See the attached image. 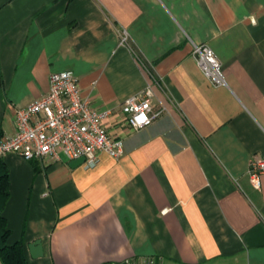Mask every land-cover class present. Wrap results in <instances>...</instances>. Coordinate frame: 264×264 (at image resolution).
<instances>
[{"label": "crops", "instance_id": "1", "mask_svg": "<svg viewBox=\"0 0 264 264\" xmlns=\"http://www.w3.org/2000/svg\"><path fill=\"white\" fill-rule=\"evenodd\" d=\"M191 41L213 49L228 86L202 73ZM63 70L115 110L107 127L125 153L93 168L0 157L10 242L29 264H264V174L259 189L249 177L264 158V0H0V139ZM148 85L163 112L131 132L118 108Z\"/></svg>", "mask_w": 264, "mask_h": 264}, {"label": "built area", "instance_id": "2", "mask_svg": "<svg viewBox=\"0 0 264 264\" xmlns=\"http://www.w3.org/2000/svg\"><path fill=\"white\" fill-rule=\"evenodd\" d=\"M121 44H128L130 35L121 31ZM192 57L202 73L215 86H228L221 61L207 44L191 41ZM155 84H160L154 79ZM152 85L125 99L118 110L123 123L131 132L138 131L158 119L161 111H154ZM115 110L97 109L83 94L77 75L71 70L54 71L49 76L46 94L15 111V133L0 139V157L8 153L25 160L58 161L64 155L69 161L84 157L83 165L93 168L102 153L120 158L125 153L123 138L112 136L107 127ZM264 174V158L251 161L249 177L259 189ZM101 264H162L156 255L128 257L121 261Z\"/></svg>", "mask_w": 264, "mask_h": 264}, {"label": "trees", "instance_id": "3", "mask_svg": "<svg viewBox=\"0 0 264 264\" xmlns=\"http://www.w3.org/2000/svg\"><path fill=\"white\" fill-rule=\"evenodd\" d=\"M9 198V171L0 159V261L2 264H29L22 241L10 242L11 230L3 215Z\"/></svg>", "mask_w": 264, "mask_h": 264}, {"label": "water", "instance_id": "4", "mask_svg": "<svg viewBox=\"0 0 264 264\" xmlns=\"http://www.w3.org/2000/svg\"><path fill=\"white\" fill-rule=\"evenodd\" d=\"M85 158L81 157L79 159L73 160L71 162V167H77L84 162ZM30 255L33 258H39L44 255V247L41 240H36L28 245Z\"/></svg>", "mask_w": 264, "mask_h": 264}]
</instances>
